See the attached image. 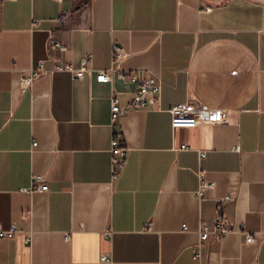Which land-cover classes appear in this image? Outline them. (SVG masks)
<instances>
[{"label": "crops", "instance_id": "crops-1", "mask_svg": "<svg viewBox=\"0 0 264 264\" xmlns=\"http://www.w3.org/2000/svg\"><path fill=\"white\" fill-rule=\"evenodd\" d=\"M114 43L124 69L162 82L155 106L114 126L111 98L128 105L132 84L67 72L22 84L40 62L78 69L91 55L90 67L107 69ZM179 104L228 121L174 127ZM113 131L129 150L114 183ZM201 171L215 185L203 197ZM36 176L48 192L32 193ZM226 196L237 232L205 243L198 260L199 226ZM12 224L20 233L0 240V264H264V0L0 2V226Z\"/></svg>", "mask_w": 264, "mask_h": 264}, {"label": "built area", "instance_id": "built-area-1", "mask_svg": "<svg viewBox=\"0 0 264 264\" xmlns=\"http://www.w3.org/2000/svg\"><path fill=\"white\" fill-rule=\"evenodd\" d=\"M3 0H0L2 2ZM14 1V0H12ZM58 4H64L65 0H54ZM73 2H79L81 0H72ZM94 2L96 0H90ZM209 10V9H208ZM71 10H65L60 18V23H66L71 16ZM53 47L66 51L68 48L61 42L53 41ZM128 53L125 49L117 44H113L112 48V60L111 66L103 70H95L90 67L92 56H87L81 64L80 68H75L72 65H66L63 63L55 64L51 68H47L44 62H40L35 69L29 71L23 78L22 84L25 88H30L36 80L43 76L54 75L56 73H70L75 79H84L86 76L94 77L96 82L100 84L112 85L117 82L129 83L136 88L131 102L126 106H121L119 99L114 95L111 98V124L112 126L126 113L132 110H143L151 106H155L161 96L162 82L149 70H129L122 67V63ZM172 116V125L177 126H201L210 124H222L228 120L224 114L209 110L206 108H198L194 104H179L170 109ZM38 143L34 142L33 146L37 147ZM186 148V146H182ZM129 150L123 146L121 134L117 131H113L111 140V181L114 183L123 174L128 159ZM202 154V158L205 157ZM200 188L198 195L203 197L206 189L214 188L215 185L206 181V174L204 171L199 173ZM34 181L40 183L37 187H32V193L34 192H48L49 185L45 183V178L42 176L34 177ZM26 191V190H23ZM232 201L230 196L220 197L216 199V218L212 225L201 223L199 226L200 242L195 249V258L200 260L202 257V248L205 243L213 240L215 242H223L230 235L237 232V228L234 222L229 220L225 215V209L227 205ZM151 226V225H150ZM184 231L187 230V226H184ZM240 232L247 234L243 226L240 227ZM20 230L16 224H12L9 229H4L0 226V240H12L18 234ZM107 234H111L107 232ZM70 236L66 237L69 240ZM32 238L28 236L25 238L26 244H31ZM247 243L252 244L256 242V239L252 235L247 236ZM102 262H110L111 258L107 255L102 256Z\"/></svg>", "mask_w": 264, "mask_h": 264}]
</instances>
